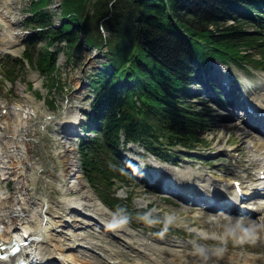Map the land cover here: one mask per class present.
Returning a JSON list of instances; mask_svg holds the SVG:
<instances>
[{"label":"trees","instance_id":"obj_1","mask_svg":"<svg viewBox=\"0 0 264 264\" xmlns=\"http://www.w3.org/2000/svg\"><path fill=\"white\" fill-rule=\"evenodd\" d=\"M264 0H63L62 10L69 22L61 30L48 35L65 39L70 47L81 45L80 35L91 45L108 46L110 59L95 79L98 112L107 107L105 138L119 141V132L131 141H138L155 151V141L166 144L183 143L190 146L199 136L196 128L202 116L192 112L191 106L181 97L188 86L189 67L192 61L206 65L209 58L225 62L244 61L243 51L259 49L264 63V43L261 37L249 36L246 25L237 20L227 24L223 17L228 9L239 4L256 10ZM46 1L34 7L39 12ZM91 5V6H90ZM93 11L91 16L86 10ZM259 12V11H258ZM45 25L51 24V15L39 12ZM95 24V25H94ZM111 34L104 38L101 29ZM96 28V29H94ZM181 29L182 32L178 31ZM46 53V52H45ZM29 57L44 71L55 85L56 56L50 53ZM191 61V62H188ZM13 74V71H11ZM128 80L127 85L119 81ZM130 81H133L131 84ZM93 152L83 147V169L95 181L106 175L104 164L95 150L102 148L101 141L94 143ZM162 146V145H161Z\"/></svg>","mask_w":264,"mask_h":264},{"label":"rangeland","instance_id":"obj_2","mask_svg":"<svg viewBox=\"0 0 264 264\" xmlns=\"http://www.w3.org/2000/svg\"><path fill=\"white\" fill-rule=\"evenodd\" d=\"M31 1L32 0H18L17 4L14 5L13 14L6 15L8 19L14 20L16 23L18 22V24L16 25V33L18 32L20 24H23V21L27 16L25 12L29 11V6L31 4ZM51 1H52V5L50 6V11L56 13L57 14L56 16H58V14L60 13L59 11L60 2L59 0H51ZM90 6L89 9L85 11L86 12L85 14L89 16L93 14V11L91 10ZM10 23L15 27V24H13L12 22ZM58 23H59L58 18H56L55 25H58ZM99 29L102 28L99 27ZM110 34L111 33L107 30H104V32L102 33L104 38L105 37L107 38V36H110ZM27 36H28V31H23L22 35L20 36L22 39L20 43L17 45V47H15L16 45L14 46L15 49L8 51L9 53H12L13 57H18L20 56V54H22L24 50L23 43L24 40L27 38ZM57 47L59 46H56L55 48ZM55 48H52V50H56ZM66 50L67 49H64V51L59 53L58 56V66H59L58 79H60L61 81V87L58 88L50 87L49 82H47L46 80L44 81L43 79L44 76L41 75V73L35 68V66L29 64H26L23 68L20 69V71H17L16 73L17 79L14 83L4 82L2 80V75H1V65H2L1 61L3 57H6L8 54L5 53L4 56H0V113L2 111V107H4L3 105H7L9 110V113L7 112V114H5L4 116L0 115L1 117L0 120L2 122L8 123V125L9 123L12 124L10 122V119L11 117L13 119L15 118L14 115H16V112L15 114H13V112L14 110L17 111L15 105L17 104L22 105L23 108L20 109L19 113L22 115V118L24 119L20 123V129L21 132L23 133L24 132L29 133L30 138H27L25 141H23L22 144L20 142L18 143V140H16L14 141V145L16 146L21 144V146H23L25 150L29 152L28 157L30 158V161L33 162V164H31L32 166L36 165L34 162L46 164L45 153H44L45 151L47 152V154H49V159H50L49 161L50 165H48L47 169L40 174L42 177L41 180L36 178L40 170L37 172L34 166L31 167L28 164V167L23 168L25 178L24 177L23 178L21 177V179L18 178V172H16L15 169L12 171L14 175H12L11 179L8 182L3 184H1L0 182V190L6 191V185L7 183H9L8 184V188L10 190L9 195L13 199L15 200L18 199L19 195L22 194L24 197H26V199H32L35 200L36 202L37 201L39 202L40 199H42L44 193V187L40 183V181H46V184H48V190L51 192V196H52L51 197L52 207L50 204V210H49V213L51 215L52 214L55 215L54 213L55 210H57L58 207L61 206L60 204L62 199L61 187H62L63 179L61 178L60 173L66 164H68L67 166L70 167V169L71 167H73V165L76 164L75 159L78 157V155L75 149L76 147L75 142L78 140V138L71 137V140H67V139L60 140V142H62V145L61 148H59L58 146L61 143L58 141L56 142V139L62 138V136L56 137L54 136L53 132L55 131V128L58 129L60 128V126H57L56 123H51L47 127L45 123H41V120L38 118L39 114L37 115L32 114L31 115L32 120H27L28 118L26 117H29L31 114L29 111H33L36 107H38V109L40 108L38 110L39 112H44V114L46 115L48 114L54 115L60 111L66 112V109L70 108L69 110L70 113L67 117L68 122H65L66 124L65 128H67L68 126L67 124H69L72 120L75 119L76 115H78L80 118L81 117L84 118L85 117L84 114L86 113V111H89L90 99L92 98V94H93L90 87L86 86L88 83L87 80L89 79L92 73H94L99 67L102 66L103 61L105 60L102 54H100V56H98L97 54L96 56V52L87 50L86 48L83 47L78 51H73L71 53L70 52L68 53ZM214 64L219 69L221 68L220 69L221 71L223 70L224 72H227L226 67H229V69L231 68L230 72L232 74H235L237 76L244 75L243 71L237 70V68L233 65L222 66L220 63H214ZM254 74L259 76L260 79L264 80V73L255 72ZM27 84L28 85L31 84L33 86V91H29V89L27 88ZM261 85H264V81L261 83ZM261 92H259V94H261ZM37 94H40L41 96L39 97ZM52 100H54L56 105L55 111L48 108L49 101ZM197 101L198 103H201L200 105H203V106L199 105L200 108L206 109L209 118L211 120L210 130H209L210 132L207 136L209 140L208 150L211 151L218 150V147L215 149L212 148L213 145H218L217 144L218 139L219 141L229 142V140L225 141L224 139H222L221 136H226L224 138H228L229 135L233 133H235V135H233L231 138V146H234L236 144H241L239 143V139L237 137L238 134L234 130L232 132H224V130L220 131V129L217 130L218 128L217 125L220 123V121L228 125L236 123L235 120H233L232 117H230L229 113L221 109L220 105H218L217 103L203 102L199 99ZM77 106L80 107L77 109ZM11 131L15 132V128H12ZM44 134H48L50 139H45ZM59 135L61 134L59 133ZM11 146H12L11 142L9 143L8 141V148L11 149L10 148ZM133 149L137 151L140 150L141 148L139 146H135ZM60 151H62V153L60 155L57 154ZM22 155L23 154L20 153V155L18 156L20 157ZM23 156L25 157L26 154H24ZM138 158L139 160H142L140 156ZM182 163L183 162L180 161V164ZM193 166L198 169H201L199 168V164L197 165L193 164ZM189 167L190 164L189 165L185 164V168L188 169ZM251 172L253 173V170H251ZM215 173L219 177L221 176V172H219L218 170H216ZM236 174H237L236 176H239L238 172ZM123 177L126 178L125 176ZM126 179H127V183H129L130 186L124 188L125 182H121V181L119 182V184L120 187H123L124 191H126L127 189L130 192L133 191L132 192L133 199L135 198L133 201V205L135 206V208L138 210L144 209L145 213L149 215L151 218L160 220L159 223H163L164 228L166 229L165 233H162L161 228L159 226L154 225L153 227H151L153 229L152 232H148L151 235L150 236L146 235V236L151 237L152 239H156L157 242H153L152 240V243L156 244L160 248L165 246L168 248L178 249L177 251L175 250L176 252L174 250L170 251L166 248L162 250L161 251L163 253L162 254L163 258H161L162 260H166L167 258H172V256H174V253H178L180 255H183L182 253H184V256H186L187 252H195L199 250L200 251L202 250L204 252L206 251L208 254L213 253V251L214 252L222 251L230 254H240L242 256L253 255L257 257H264V228L262 225L263 222L261 221L258 222V220L254 219V222H258V225L261 228V232H256V231L251 232L252 234L250 233L246 236L245 234L241 235L240 233V231L242 230L241 227H244V224L243 225L239 224V222L237 221L234 224H231V222L228 223L227 221L226 222L223 221L220 227L219 226L215 227L212 225H208L209 226L208 227L206 221L204 222L205 224L202 221V220H208V217H204L203 219H197L193 217L195 215V212L192 214H188L186 210L184 209L180 210L181 207H186L188 205H184V203L177 201L175 198L173 199L171 196L150 192L146 187L142 185H136V183L130 180L129 178ZM226 179L228 180V178ZM240 179H245V174L241 175ZM13 184L16 185L17 187L20 186L19 188L21 190H17V191L11 190ZM78 185L79 184L77 185L74 184L73 187L77 189ZM88 185L89 184L86 179L84 178L80 179V185H79L80 188L83 186L84 187L83 190H85L86 189L85 186L88 187ZM70 189L72 188L70 187ZM124 191L120 192L119 194L120 197L128 196V194L125 195ZM142 191H145L146 193L140 194ZM73 195H80V194L74 192ZM144 197H147L146 200L147 203L145 201H142ZM150 201L153 202L154 205L152 207H146ZM175 211L177 213L178 212L181 213L176 216ZM145 222L142 223L141 225L145 226L146 224ZM247 222L250 223L249 221ZM196 223L197 225H195ZM177 228L184 229V231L188 232L191 236H193L195 241L181 239L180 236L176 238L178 234L174 233L171 230ZM168 232L172 233L173 236L171 238H170V233ZM254 235H257L259 239L258 240L253 239ZM81 238L84 237L82 236ZM207 238H211L216 241L212 240L207 242L206 241ZM90 239H92V241L98 244L100 243L106 245L105 241L101 242L100 239L98 240L93 237H90ZM86 240L87 237L85 241ZM123 240L125 241V238H123ZM162 240L167 243L163 244L164 242H162ZM253 240H255L256 243H252ZM229 243L231 244L229 245ZM245 243H247V245H245ZM173 244L182 245V247L185 245L186 248L171 247V245ZM186 244H189V246H187ZM115 249L119 250V248H115ZM130 249L132 250V252L136 251V249L133 247ZM179 250L181 251L179 252ZM123 254L125 258L129 257V255H127L126 253ZM157 254L159 256L160 252L157 251ZM136 255H137L136 258H138V254ZM47 257L51 259L60 260V258L57 255H48ZM83 257L86 256L83 255ZM143 259L144 257L141 260ZM103 263L104 262L101 261L99 264H103ZM152 263L153 261L151 262V264Z\"/></svg>","mask_w":264,"mask_h":264},{"label":"bare ground","instance_id":"obj_3","mask_svg":"<svg viewBox=\"0 0 264 264\" xmlns=\"http://www.w3.org/2000/svg\"><path fill=\"white\" fill-rule=\"evenodd\" d=\"M2 1L3 0H0V5H1ZM11 2H14V0H11ZM6 9L9 12H11L10 7H6ZM0 27H1L0 28V51L3 52V51H6L8 49L13 48L18 43V40L20 38L15 34V27L10 23V21H8L6 19V16H5L2 9H0ZM15 108H17V111L14 110V112H13V114H15V112H16V115H14L15 118L13 119L11 117L12 115L8 116V117H11V119L10 118L9 119H10V122L12 123V124L9 123V132L11 133L10 134L11 136L9 135L10 138L9 137L8 138H9V143L11 142V145H12L10 147L11 149L8 148L10 150L9 152H15V151L20 152V151H22V150H20L21 147L19 145H16V146L14 145V141L19 140L20 138H24V136H26V134H22L20 131V123L23 121L24 118H22V115L19 113V111H20V109L23 108V106L20 104H17V105H15ZM38 110H39L38 107H36L33 111H29V112L31 114L34 113V115H37L39 112ZM74 121H76V120H74ZM3 125H4V122H3V124H0V129H1V126H3ZM67 125H68L67 128H72L70 126L76 125V122H70ZM217 126H218L217 130L220 129V131H223V130H224V132H232L233 130L237 131V134H238L237 137L239 139V143H241V145H239L238 149L242 153H244V155H246V152H248V147L251 144V142L253 144H257V146H255V145H253V146L256 147L257 149H260V150H262V147L264 146V141L261 138H259V136L251 133L250 131H248L243 126H239V125H235V124L228 125V124L222 123V122H220ZM12 128H15V132L11 131ZM2 136L4 137L5 133L1 129L0 139L3 138ZM221 137H222V139H224V137H226V136H224V137L221 136ZM59 153H62V151H60ZM6 154H7L6 151L5 152L2 151V147H0V176H7L10 173L11 169L13 168V169H16V171L20 170V172H18L20 175L19 178H21V177L25 178L23 168L28 167V164L30 166H32L31 163L23 161L22 159L18 160V159H15L14 157L12 158V156L6 155ZM4 156L6 158H8V157L12 158L13 163L9 164V160H5V159L3 160ZM262 158H264V151H261V153L259 155L254 156L251 160L256 161V160L262 159ZM240 164L245 165L246 161L241 160ZM262 164H264V160L262 161ZM66 165H68V164H66ZM258 165L259 164L257 163V166ZM34 167L39 171L40 169H44L45 164L43 165V163H41L38 166L35 165ZM67 168L68 167H66L65 169H67ZM262 169L264 170V166ZM187 175L188 174H186V173H182L179 175V177H181V179H182L183 177H186ZM194 179L203 181V182L207 183V185L210 182V179L200 177L196 174H194ZM222 181L224 182V179ZM75 183L76 184L78 183L80 185V180L75 181ZM42 184L44 187V193L43 194H45L43 196V204H46V206L49 209V204H51L50 198L52 197L51 192L48 190V184H46V181H42ZM62 189L64 191V194H63V198L60 202L61 206H59V208H61L62 210L70 209V208L71 209H77L78 206L84 205L86 207L92 208L97 216H99V217L103 216V217L109 218L108 214L106 213V211L102 207L103 204L97 198L96 194L93 191H91L90 189L83 191L82 196L75 198V199H73L72 195L69 193L72 190V189H70V187L69 188L62 187ZM23 204H24V202H23ZM257 206H258L257 211H260L261 208H264V203H258ZM51 207H52V204H51ZM181 209L186 210L188 214H192L195 212V215L193 217L197 218V219H203L205 216H207L208 220H202L203 223L206 221L207 226L212 225L215 227L216 226L220 227L222 222L225 219H227L228 223H230V221H231V224H234V223H236V221H239V224H242V225L244 224V227H241L242 230L240 231V233H241V235L245 234V236L250 234L251 232H255V231L261 232V228L258 225V222H260V221L263 222L262 225L264 228V215H263V217L256 218V220H258V222H254V219L253 220L252 219H244L245 217L242 219V218L227 217L224 214L223 215L220 214L218 216H215L212 214L208 215L203 211H197V209L195 207H192V206L181 207L180 210ZM56 213L58 214L59 212L56 211ZM22 215L25 216L24 221H23V218H21ZM34 218H38V215H35L34 211L31 212L25 206H21V209L14 208L13 206H10L8 204V196L2 197V200L0 202V224L3 227H5V229L2 227V229L0 231V240L1 241H7V240L10 241V239H12L15 236H18V237L19 236L20 237H24V236L25 237H34V240H33L32 245H31V251H33L35 259L39 260L42 264H46L45 261H48V259H51V258L47 257L48 255H57L60 258L59 262L61 264H64V263L65 264H99L102 261L100 259H103V260L105 259L104 262H106L107 264H117L118 260L122 259L119 256V253L116 251H114L116 253H113V251L108 250L104 246L102 247L103 249L102 248L99 249L97 247V244H95L96 242L94 243L92 241H87V240H86L87 242H84L83 240H85L86 237H84L85 238L84 239V238H81L82 237L81 235L69 233V234H67V235H69V237H67L68 238L67 239L65 237L66 234L58 233L59 230L56 231L53 228V226H56V227L58 226V224L56 225L55 223L60 222L59 220H57L59 218L58 215L54 216V217L49 216L48 220H46V223L44 226H43L44 219L41 220L40 224H38V223L36 224ZM18 221H20V222L22 221L21 225L24 228V231H25L24 233L18 232L19 228L16 225V222H18ZM247 221H249L250 223H248ZM67 222H66V224H68ZM82 228L83 227L81 226L79 229H82ZM210 228H212V227H210ZM119 233H120L122 238H125V241L127 242V244L130 247L137 249V252H138V258L136 259V261H133L132 259L125 261L124 259H122L121 260L122 264H151L152 261L155 264H264V257H257V256H253V255L252 256L251 255L250 256H242L240 254H230V253L222 252V251H220V252H214L213 251V253L208 254L206 251L204 252L202 250L201 251L200 250L195 251V252H187L186 256H184V253H182L183 255H180L178 253H174V256H172V258H167L166 260H162L161 258H163V255H162L163 253L161 251L164 250L165 248L156 247L153 243L146 242L142 238H135L133 232H131L126 227H121L119 229ZM66 239L69 240V242H70L69 244L64 243V240H66ZM253 239L258 240L259 237L257 235H254ZM212 240L213 239H211V238L206 239L207 242L212 241ZM213 241H216V240H213ZM217 242H218V240H217ZM76 243L77 244L78 243H81V244L86 243L89 246H91L92 249L99 250L100 253L103 255V258L100 257L101 255L97 256V254L88 253V252H85L82 254L86 257L80 256L78 253L77 254L76 253H70L71 250L72 251L74 250L73 246ZM135 243L137 245L133 246V244H135ZM230 244L231 243H229V245ZM245 245H247V243H245ZM106 247H108V246H106ZM157 251L160 252L159 256L157 254ZM170 251H172V250H170ZM123 255L124 254L122 253L121 256H123ZM143 257H144V259L141 260ZM145 260H147V261H145ZM154 261H156V262H154Z\"/></svg>","mask_w":264,"mask_h":264}]
</instances>
